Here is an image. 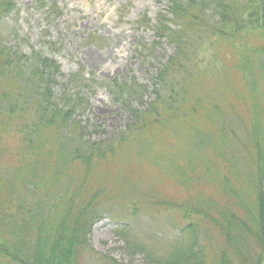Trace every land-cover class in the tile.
<instances>
[{"label": "trees", "instance_id": "1", "mask_svg": "<svg viewBox=\"0 0 264 264\" xmlns=\"http://www.w3.org/2000/svg\"><path fill=\"white\" fill-rule=\"evenodd\" d=\"M168 1L169 16L160 15L157 30L175 46L159 76L166 94L156 92L148 109L133 111L128 133L107 144L87 141L95 148L84 154L69 150L68 138L83 145L73 117L85 98H65L74 108L67 112L52 105L57 62L39 54L24 62L0 37V264H119L91 254L93 227L118 197L116 185L88 180V165L128 166L125 155L133 149L141 157L152 151L149 163L187 192L179 202H161L176 204L170 209L184 215L189 243L163 257L164 263L264 264V0ZM14 2L0 0V22L14 11ZM209 8L214 20L205 14ZM40 89L44 108L29 98ZM238 106L243 115L234 110ZM173 138L181 140L182 150ZM143 183L131 181L137 195L125 198L126 214L137 216V198L148 199ZM196 183L210 192H192ZM215 240L219 248L208 252Z\"/></svg>", "mask_w": 264, "mask_h": 264}, {"label": "rangeland", "instance_id": "2", "mask_svg": "<svg viewBox=\"0 0 264 264\" xmlns=\"http://www.w3.org/2000/svg\"><path fill=\"white\" fill-rule=\"evenodd\" d=\"M14 5V11L0 22L4 44L24 56V62L27 57L32 62L35 54L57 62L60 70L53 79L52 105L67 112L74 108L65 105V98L76 103H80V97L85 98L73 117V123L78 124L76 137L79 139L83 134V145L70 144L73 137L68 138L69 150L77 153L80 148L77 155L95 148L87 141L107 144L128 133L133 111L148 109L157 98L156 92L161 96L166 94V82L159 76L175 53V46L166 37H160L157 30L161 27L160 15L169 16L168 0H15ZM205 14L210 20L215 19L210 8ZM230 58L225 55L221 60L229 64ZM22 73L31 78L27 70ZM123 86L135 88V94L122 91ZM212 87L210 89L214 90ZM41 94L42 89L30 93L29 98L34 106L44 108L48 103ZM234 110L243 115L242 107ZM199 120V117L194 118V122ZM172 144L178 146V151L182 150L181 140L173 138ZM152 154L151 151L141 157V152L133 149L132 155H125L130 161L128 166L123 163L88 165L93 170L88 180L98 185L102 183L106 188L116 185L113 189L119 203L104 212V219L93 227L89 239L94 257L105 255L119 264H171L164 263L162 258L176 247L189 244L184 242L188 226L184 215L171 210L172 204L161 205L171 199L179 202L187 192L173 175L149 163ZM74 170L82 171L80 166ZM160 175L163 177L154 182ZM133 179L146 184L141 189L148 198H137V216H133L131 210L126 214L130 199L126 203L125 198L133 193L137 195L131 191ZM208 188L196 183L191 190L210 192ZM149 191L159 199L150 196ZM136 244L149 252L138 249ZM216 244L215 240L207 247L208 252L219 248Z\"/></svg>", "mask_w": 264, "mask_h": 264}]
</instances>
